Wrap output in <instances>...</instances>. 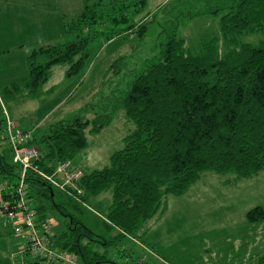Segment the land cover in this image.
Listing matches in <instances>:
<instances>
[{"label":"trees","instance_id":"1","mask_svg":"<svg viewBox=\"0 0 264 264\" xmlns=\"http://www.w3.org/2000/svg\"><path fill=\"white\" fill-rule=\"evenodd\" d=\"M146 2L82 0V8L65 23L67 39L32 43L25 59L26 77L0 90L3 107L8 111L6 99L14 98L23 87L27 96L38 95L56 63L64 65L65 77L78 75L96 41L124 34L143 38L147 23L158 15L156 10H164L160 6L140 14ZM204 2L203 12L219 15L222 41L212 34L199 50L193 51L185 46L181 36H176L179 23L198 15V11L183 13L176 25L166 23L160 27L159 54L134 72L119 96L124 115L134 127L123 137L122 147L110 154L108 164L84 171L73 163V157L88 144L86 129L90 133L100 131L109 122L108 115L95 113L91 119L75 116L69 122L55 124L38 140V156L24 176L27 201L38 224L48 218L52 208L67 218L65 229L51 230L47 235L49 248L73 255L81 264H123L108 257V245L115 239L135 236L143 221L161 207L167 193H183L207 169L217 173L230 171L234 179L251 177L263 169L264 38L256 44L242 39L249 33L264 32V0ZM34 140L33 134L32 143ZM62 161L81 170V177L75 182L79 193L70 186L55 188L40 175V170L51 173ZM18 170L7 146L0 151V197L11 201L10 205L16 199L12 187ZM55 189L63 195V201L54 199ZM106 190L110 191L111 201L105 223L117 230L108 240L95 235L66 210L68 205L77 207L86 196ZM245 215L254 223L264 219V210L255 205ZM1 220L16 235L10 221ZM16 236L29 255L25 237ZM94 244L104 248L101 251ZM125 253L132 258L129 252ZM256 255L255 264H264V252ZM31 261L59 264L34 257Z\"/></svg>","mask_w":264,"mask_h":264},{"label":"rangeland","instance_id":"2","mask_svg":"<svg viewBox=\"0 0 264 264\" xmlns=\"http://www.w3.org/2000/svg\"><path fill=\"white\" fill-rule=\"evenodd\" d=\"M204 1L147 0V6L140 14L160 6H164V10H156L158 15L147 23L143 38L124 34L108 41L94 42L91 56L78 75L65 77L64 65L56 63L38 95L27 96V89L23 87L14 98L6 99L8 110L23 128L33 129L35 145L55 124L69 122L75 116L91 119L95 113L108 115L110 120L100 131L90 133L86 129L88 144L73 157V163L84 171L105 166L110 154L124 144L123 137L133 130V122L124 115L119 96L134 72L159 54L160 27L166 23L176 25L183 13L198 11V15L179 23L176 36H181L185 46L192 47L193 51L199 50L204 39L212 34L220 36L222 41L219 15L203 12ZM4 2L7 0H0L1 5ZM44 5L49 9L47 13L56 15L60 22L55 31L49 32V36L42 37L41 41H64L68 38L64 33L65 23L82 8V2L46 0ZM52 6L58 9L54 10ZM29 9L26 12H30ZM11 15L14 16L10 9L1 10L0 26H7ZM263 38L264 32L257 31L246 34L242 40L256 44ZM6 39L2 38L0 43L9 47L10 40ZM9 53L6 58H12L17 52ZM14 57L17 62V56ZM119 57L122 58L117 60ZM15 78L20 81L24 77ZM2 87L0 84V90ZM3 115L0 107V117ZM2 126L1 121V152L8 146L1 138ZM85 198L84 203H78L77 207L68 205L66 210L78 217L95 235L108 240L117 234L115 228H108L105 223L111 201L110 191ZM54 199L57 202L64 200L57 191ZM255 205L264 210V167L251 177L241 179H234L230 171L217 173L207 169L183 193H167L161 207L143 221L134 237L115 239V243L108 245L106 253L123 264H255L256 254L264 252V219L252 223L245 215ZM48 219L52 222L51 230L60 232L66 228L67 218L58 210L50 209ZM94 246L101 251L104 248L100 244ZM125 252H129L132 258ZM19 257L12 264H33L30 254ZM249 257L255 259L250 260ZM143 260V263L139 262Z\"/></svg>","mask_w":264,"mask_h":264},{"label":"built area","instance_id":"3","mask_svg":"<svg viewBox=\"0 0 264 264\" xmlns=\"http://www.w3.org/2000/svg\"><path fill=\"white\" fill-rule=\"evenodd\" d=\"M3 126L1 127L2 140H6L12 161L19 167L17 181L13 185V194L16 198L11 201L0 197V218H6L12 224L13 232L23 235L28 253L37 259L59 264H75V256L66 252L55 251L47 245V235L51 234V220L44 222L35 221V211L27 201L25 189V173L31 162L38 156V147L33 141V132L30 128H23L10 116L3 107ZM40 175L48 180L55 188L65 189L73 187L77 192L75 182L81 177V170L74 167L68 161L57 164L51 173L39 171ZM3 184L0 183V191ZM59 259V260H57Z\"/></svg>","mask_w":264,"mask_h":264},{"label":"crops","instance_id":"4","mask_svg":"<svg viewBox=\"0 0 264 264\" xmlns=\"http://www.w3.org/2000/svg\"><path fill=\"white\" fill-rule=\"evenodd\" d=\"M79 1L82 2V0ZM44 4H46V0H7V2H4V5L0 4V7H2L0 11L10 9L14 15H11V21L8 22L7 26H0V41L2 38L7 37L8 40H6H10L11 43L9 47H4L0 43V84L2 86L9 85L11 82H16L15 77H25L27 73L25 59L32 49V43L42 39V37L47 38L49 32L53 33L60 22L56 15L53 14L51 16V13L50 15L47 13L49 9H47ZM52 5H55V2ZM52 7L54 10L58 9L55 6ZM28 8H30V12H26ZM32 11L34 12L33 14ZM9 52H17L14 54L18 57H16V60L18 59L17 62H15L14 55L12 58H6L7 55L10 54ZM0 107L2 109V102ZM10 115L12 116L11 112ZM1 118L2 116L0 117V124L2 121ZM127 237L130 239L134 236L130 235ZM24 255H26V253L21 238L13 235L9 227L1 220L0 264H12V261L16 262L19 256L23 258ZM75 264H81V262L75 259Z\"/></svg>","mask_w":264,"mask_h":264}]
</instances>
